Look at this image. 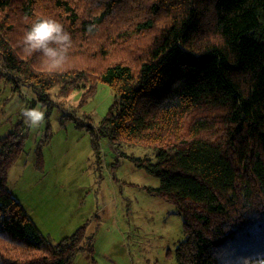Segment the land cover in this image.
I'll return each mask as SVG.
<instances>
[{"label": "trees", "instance_id": "trees-1", "mask_svg": "<svg viewBox=\"0 0 264 264\" xmlns=\"http://www.w3.org/2000/svg\"><path fill=\"white\" fill-rule=\"evenodd\" d=\"M40 17L72 36L60 69L24 52ZM0 67L32 106L65 110L98 81L111 87L90 138L150 151L128 156L182 217L177 264L264 252V0H0ZM26 133L17 125L0 138V264H73L83 228L51 244L8 190Z\"/></svg>", "mask_w": 264, "mask_h": 264}, {"label": "rangeland", "instance_id": "rangeland-1", "mask_svg": "<svg viewBox=\"0 0 264 264\" xmlns=\"http://www.w3.org/2000/svg\"><path fill=\"white\" fill-rule=\"evenodd\" d=\"M95 88L86 99L77 91L65 110L32 106L31 90H14L0 67V138L17 125L27 131L24 152L8 174V190L51 244L83 228L73 264H177L182 217L148 190L157 188L159 179L128 156L143 158L150 151L119 148L104 138L92 143L87 125L96 128L114 101L109 85L98 81ZM38 106L45 120L30 127L23 111Z\"/></svg>", "mask_w": 264, "mask_h": 264}, {"label": "clouds", "instance_id": "clouds-1", "mask_svg": "<svg viewBox=\"0 0 264 264\" xmlns=\"http://www.w3.org/2000/svg\"><path fill=\"white\" fill-rule=\"evenodd\" d=\"M23 49L28 55L40 53L45 67L57 70L65 65L73 46L71 34L58 20L51 17L37 18L24 33ZM30 127H39L45 120V110L38 106L23 111ZM233 264H264V252L247 256L232 254Z\"/></svg>", "mask_w": 264, "mask_h": 264}]
</instances>
